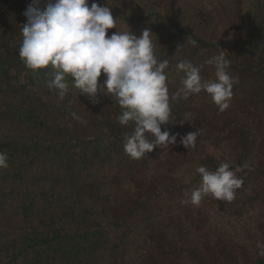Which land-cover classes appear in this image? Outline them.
Segmentation results:
<instances>
[{
    "label": "rangeland",
    "instance_id": "rangeland-1",
    "mask_svg": "<svg viewBox=\"0 0 264 264\" xmlns=\"http://www.w3.org/2000/svg\"><path fill=\"white\" fill-rule=\"evenodd\" d=\"M31 2L0 0V152L9 157L0 169V264L264 263L256 247L264 242V0H95L116 21L108 35L151 30L156 58L169 61L170 97L182 59L208 80L215 69L206 61L224 52L239 80L223 112L203 91L170 99L161 130L199 129L195 147L177 137L140 159L124 151L134 124H119L113 96L98 91L91 103L68 75L61 98L47 87L51 68L33 72L20 60ZM222 163L241 169L232 202L180 203L200 186L197 167Z\"/></svg>",
    "mask_w": 264,
    "mask_h": 264
},
{
    "label": "clouds",
    "instance_id": "clouds-1",
    "mask_svg": "<svg viewBox=\"0 0 264 264\" xmlns=\"http://www.w3.org/2000/svg\"><path fill=\"white\" fill-rule=\"evenodd\" d=\"M23 15L27 20L21 28L18 54L25 67L33 72L51 68L47 87L58 90L61 98L69 90L68 75L73 78V87L91 103L98 102V91L113 96L122 109L117 117L119 124H134L123 144L132 159H140L157 147L167 149L177 143V137L186 149L195 147L199 129L185 135L161 130V125L169 123L170 99H187L203 91L223 112L230 106L234 85L239 83L227 71L230 61L224 52L206 61L214 66V79H202L200 68L182 59L175 66L177 73L184 74L181 87L170 97L165 72L169 61L156 58L151 30H143L140 36L129 30L108 35L107 30L115 28L116 21L110 7L95 0L91 4L89 0H32ZM187 42L193 46L197 43L190 38ZM102 73L105 79L100 84ZM72 115L86 123L75 113ZM191 115L185 113L179 124L189 121ZM8 159L6 152H0V169L9 166ZM195 171L201 177L200 186L184 193L180 201L183 205L199 206L208 195L217 201L232 202L243 184L236 175L241 169L232 170L228 163L220 164L215 171L205 166ZM256 247L257 254L264 256V242L257 241Z\"/></svg>",
    "mask_w": 264,
    "mask_h": 264
},
{
    "label": "trees",
    "instance_id": "trees-1",
    "mask_svg": "<svg viewBox=\"0 0 264 264\" xmlns=\"http://www.w3.org/2000/svg\"><path fill=\"white\" fill-rule=\"evenodd\" d=\"M260 264H264L263 262H260Z\"/></svg>",
    "mask_w": 264,
    "mask_h": 264
}]
</instances>
